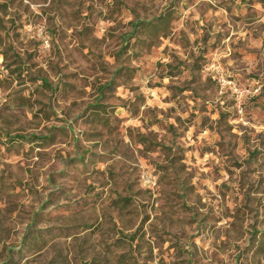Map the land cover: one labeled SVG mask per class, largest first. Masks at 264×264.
Returning a JSON list of instances; mask_svg holds the SVG:
<instances>
[{
  "label": "rangeland",
  "instance_id": "374dc122",
  "mask_svg": "<svg viewBox=\"0 0 264 264\" xmlns=\"http://www.w3.org/2000/svg\"><path fill=\"white\" fill-rule=\"evenodd\" d=\"M0 264H264V0H0Z\"/></svg>",
  "mask_w": 264,
  "mask_h": 264
}]
</instances>
